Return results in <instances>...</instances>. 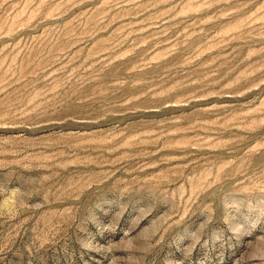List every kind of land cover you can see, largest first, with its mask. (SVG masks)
Instances as JSON below:
<instances>
[{
	"label": "rangeland",
	"instance_id": "1",
	"mask_svg": "<svg viewBox=\"0 0 264 264\" xmlns=\"http://www.w3.org/2000/svg\"><path fill=\"white\" fill-rule=\"evenodd\" d=\"M0 264H264V0H0Z\"/></svg>",
	"mask_w": 264,
	"mask_h": 264
}]
</instances>
